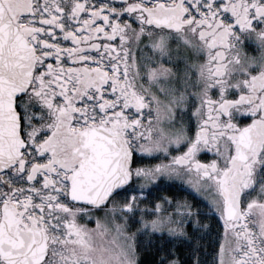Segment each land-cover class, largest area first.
Listing matches in <instances>:
<instances>
[{
  "label": "snow or ice",
  "instance_id": "1",
  "mask_svg": "<svg viewBox=\"0 0 264 264\" xmlns=\"http://www.w3.org/2000/svg\"><path fill=\"white\" fill-rule=\"evenodd\" d=\"M145 243L264 264V0H0V264Z\"/></svg>",
  "mask_w": 264,
  "mask_h": 264
},
{
  "label": "trees",
  "instance_id": "2",
  "mask_svg": "<svg viewBox=\"0 0 264 264\" xmlns=\"http://www.w3.org/2000/svg\"><path fill=\"white\" fill-rule=\"evenodd\" d=\"M158 243V242H157ZM154 251L152 245L145 243L144 244V253H143V261L142 264H150V261L152 259V252ZM178 251L183 256L187 252L186 247H181L178 249Z\"/></svg>",
  "mask_w": 264,
  "mask_h": 264
},
{
  "label": "flooded vegetation",
  "instance_id": "3",
  "mask_svg": "<svg viewBox=\"0 0 264 264\" xmlns=\"http://www.w3.org/2000/svg\"><path fill=\"white\" fill-rule=\"evenodd\" d=\"M248 51H249V53H251V54H255V53L252 52V49H251V48H248Z\"/></svg>",
  "mask_w": 264,
  "mask_h": 264
}]
</instances>
